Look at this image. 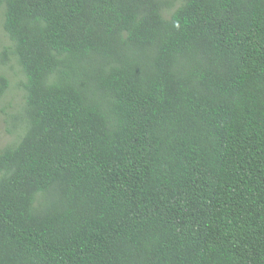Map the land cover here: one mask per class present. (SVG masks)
Segmentation results:
<instances>
[{"label":"trees","instance_id":"16d2710c","mask_svg":"<svg viewBox=\"0 0 264 264\" xmlns=\"http://www.w3.org/2000/svg\"><path fill=\"white\" fill-rule=\"evenodd\" d=\"M0 26L26 76L0 264H264V0H0Z\"/></svg>","mask_w":264,"mask_h":264},{"label":"rangeland","instance_id":"374dc122","mask_svg":"<svg viewBox=\"0 0 264 264\" xmlns=\"http://www.w3.org/2000/svg\"><path fill=\"white\" fill-rule=\"evenodd\" d=\"M173 9L178 7L182 0H170ZM12 45L6 31L0 26V52L4 46ZM1 70L10 78L11 86L0 102V148L17 141L22 130L15 131L12 125V115L22 110L25 103L23 82L26 80L18 61L13 57L7 65H1Z\"/></svg>","mask_w":264,"mask_h":264}]
</instances>
